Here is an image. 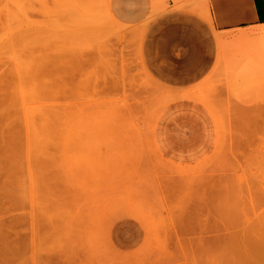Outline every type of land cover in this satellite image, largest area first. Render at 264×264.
I'll list each match as a JSON object with an SVG mask.
<instances>
[{"label":"rangeland","instance_id":"374dc122","mask_svg":"<svg viewBox=\"0 0 264 264\" xmlns=\"http://www.w3.org/2000/svg\"><path fill=\"white\" fill-rule=\"evenodd\" d=\"M179 1L95 37L87 1L0 0V264L262 263L264 36L168 86L144 42Z\"/></svg>","mask_w":264,"mask_h":264},{"label":"crops","instance_id":"0c3cea01","mask_svg":"<svg viewBox=\"0 0 264 264\" xmlns=\"http://www.w3.org/2000/svg\"><path fill=\"white\" fill-rule=\"evenodd\" d=\"M182 1L178 2L179 10L153 22L144 42L155 77L172 87H190L203 81L220 60L227 33L264 27V0ZM154 2L110 0V10L120 23L140 25L158 12L153 14ZM143 37L144 31L140 40Z\"/></svg>","mask_w":264,"mask_h":264},{"label":"bare ground","instance_id":"6f19581e","mask_svg":"<svg viewBox=\"0 0 264 264\" xmlns=\"http://www.w3.org/2000/svg\"><path fill=\"white\" fill-rule=\"evenodd\" d=\"M74 1L76 3H78V2L81 3V1H87V4L86 5H88V6H86L85 10L82 12L84 18L87 19V20H85L84 24H85V27L88 28L89 30L91 28V30H92V32H93V34H94L95 37H97L99 34H101L104 31L107 32V33H110V35H120L121 33H123L124 27L126 25L120 23L113 16V14H112V12L110 10V2H109V0H107L106 3H102V4L98 3L99 0H81V1L80 0H74ZM158 4H159V0H155V2H154V8H153V14L158 11V7H159ZM258 30L259 31L256 32V33L261 34L260 37L264 36V27L259 28ZM133 33L136 34L137 37H139V36L142 37V35H143V29L142 28H137V31H136V29H134L133 30ZM236 38L237 37H234V39H236ZM222 40H223L222 42L224 44L225 43V37H223ZM226 226H228V225H226ZM244 234L245 235H248L247 233H244ZM232 235L234 236V234H232ZM235 236H236V240H235V237H234V240L232 239L234 242H236L237 240H239V238L237 239L238 235L235 234ZM248 237H250V236L248 235L247 238ZM251 237H250V240L253 241V239H251ZM241 238H242V236L240 237V239ZM255 238L256 239H259L258 235H256ZM260 239H262V238H260ZM260 239L258 240L259 242L264 241L263 240L264 238L262 239V241H260ZM243 240H244V242L246 244V241H248L249 238H248V240H246V237H245V239H243ZM254 241L252 243H257L258 242V241L256 242V240H254ZM250 246H251V244H250ZM250 248H252V247H249V248L247 247L246 249L245 248L244 249L242 248L241 250L239 248V250L241 252L237 249V251L239 252V254H241L240 257L242 256L241 259L239 260L240 262L238 264H253V263L249 262V259H251L250 256H253L254 255L252 253V249H250ZM253 251L261 255L260 260H263V261L260 264H264V249H262V248H259L258 249L257 248V249H254ZM238 252L236 254H238ZM255 255H257V254H255ZM241 262H243V263H241ZM235 264H237V262Z\"/></svg>","mask_w":264,"mask_h":264}]
</instances>
